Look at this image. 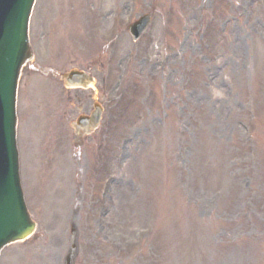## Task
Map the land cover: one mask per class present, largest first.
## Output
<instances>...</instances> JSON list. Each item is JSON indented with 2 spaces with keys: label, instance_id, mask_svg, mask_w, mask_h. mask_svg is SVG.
<instances>
[{
  "label": "rangeland",
  "instance_id": "374dc122",
  "mask_svg": "<svg viewBox=\"0 0 264 264\" xmlns=\"http://www.w3.org/2000/svg\"><path fill=\"white\" fill-rule=\"evenodd\" d=\"M45 1L53 0L37 1L30 32L42 46L37 59L48 44L39 37H53L55 68L86 66L104 119L90 140L99 144L87 145L81 162L50 163L31 133L48 121L49 88L22 74L18 112L31 101L29 83L39 104L35 124L21 112L18 125L29 145L22 185L37 228L29 242L7 247L0 264H62L71 223L80 233L78 264H264V0H152L144 37L133 44L122 34L108 59L94 47L110 32L108 12L130 0L95 4L84 56L72 55L57 20L37 24ZM103 179L112 189L100 197Z\"/></svg>",
  "mask_w": 264,
  "mask_h": 264
},
{
  "label": "water",
  "instance_id": "95a60500",
  "mask_svg": "<svg viewBox=\"0 0 264 264\" xmlns=\"http://www.w3.org/2000/svg\"><path fill=\"white\" fill-rule=\"evenodd\" d=\"M32 2L0 0V249L26 237L33 229L24 213L14 143L17 81L22 66L32 57L26 35ZM76 253L74 232L65 263L73 264Z\"/></svg>",
  "mask_w": 264,
  "mask_h": 264
},
{
  "label": "bare ground",
  "instance_id": "6f19581e",
  "mask_svg": "<svg viewBox=\"0 0 264 264\" xmlns=\"http://www.w3.org/2000/svg\"><path fill=\"white\" fill-rule=\"evenodd\" d=\"M35 124V119H31V122L28 124V125H34ZM36 127L35 126H33V128L31 129V133H33L34 131H36ZM37 144H38V142H36ZM39 145V144H38ZM39 147H40V145H39Z\"/></svg>",
  "mask_w": 264,
  "mask_h": 264
}]
</instances>
